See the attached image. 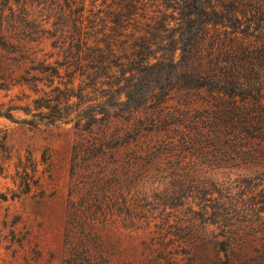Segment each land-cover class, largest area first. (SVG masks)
<instances>
[{"label":"rangeland","instance_id":"1","mask_svg":"<svg viewBox=\"0 0 264 264\" xmlns=\"http://www.w3.org/2000/svg\"><path fill=\"white\" fill-rule=\"evenodd\" d=\"M122 14L128 29L148 24L151 61L163 63L139 73L133 96L162 86L171 97L131 113L105 104L109 119L84 128L72 96V120L51 122L37 99L66 77L47 67L79 32L101 37ZM263 45L264 0H0V264H264V162L234 164L206 144L181 152L180 177L159 184L134 180L132 142L113 148L110 138L130 139L128 127L153 107L172 127L200 119L209 90L183 104L174 75L264 76ZM74 86L99 96L80 79ZM119 191L126 199L115 204ZM82 197L90 211L73 221L70 200Z\"/></svg>","mask_w":264,"mask_h":264},{"label":"trees","instance_id":"2","mask_svg":"<svg viewBox=\"0 0 264 264\" xmlns=\"http://www.w3.org/2000/svg\"><path fill=\"white\" fill-rule=\"evenodd\" d=\"M124 15V20L121 17L116 18L113 25L109 26V32H103L101 37L92 36L86 31L85 35L79 32L72 37L74 41H70L68 47L63 48L62 60L47 67L50 69L49 75L66 77L65 81L52 87V93L44 91V95L37 99L38 108H48L52 112L51 122L59 120L67 123L72 120L66 111L72 96L79 99L76 102L75 124L84 128L109 119L112 113L104 108L105 104L111 109L119 104L124 105V111L131 113L149 100L159 98L167 101L171 97L170 91L162 86L159 87L161 90H149L143 95L133 96V90L137 89L134 81L138 80L139 73L147 68L163 67V63L159 58L157 62L151 61L157 58L154 50L157 43L147 37L150 33L149 27H146L148 24L141 27L133 25L128 29L126 20L130 19V15L122 14ZM248 48L249 46L243 47L246 51ZM167 61L169 60L166 59V63L163 61L164 65H168ZM61 68L65 72L62 75ZM174 77L178 82L176 90L180 92L183 104H194V91L199 92L204 88L209 90L208 113L204 116L201 114L200 119L190 121L185 126L172 127L153 107L150 115L146 114L128 127L130 139H120L116 130L113 133L116 137H110L116 138L111 147L117 148L132 142L130 158L125 163L131 174H135L132 177L134 180L141 176L162 184L180 177L181 152L200 151L206 144L212 148L214 156L227 157L234 164L264 162L263 75L216 73L200 71L197 67H186ZM76 79H80V83L91 84L92 92L96 91L99 96L86 98L84 88H79V92L75 93ZM122 95L124 99H121ZM85 103L86 108H83ZM84 109L86 110L83 111ZM99 113H104V118L98 117ZM103 141L109 145V141ZM75 165L77 163L74 167ZM157 187L159 186L154 189ZM87 193L90 194L91 189ZM103 195L105 196V190ZM5 199L7 196L0 194V202ZM119 199H126L120 191L113 203H119ZM90 208L91 204L84 197L80 202L70 200L69 218L77 220L85 211L87 214Z\"/></svg>","mask_w":264,"mask_h":264}]
</instances>
